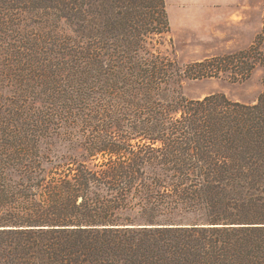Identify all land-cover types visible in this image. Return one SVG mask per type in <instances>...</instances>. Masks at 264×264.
I'll return each instance as SVG.
<instances>
[{
	"label": "trees",
	"instance_id": "trees-1",
	"mask_svg": "<svg viewBox=\"0 0 264 264\" xmlns=\"http://www.w3.org/2000/svg\"><path fill=\"white\" fill-rule=\"evenodd\" d=\"M169 30L166 0H0V264H264V91L179 89L264 67V16L185 66ZM62 130L82 155L49 157Z\"/></svg>",
	"mask_w": 264,
	"mask_h": 264
},
{
	"label": "rangeland",
	"instance_id": "rangeland-1",
	"mask_svg": "<svg viewBox=\"0 0 264 264\" xmlns=\"http://www.w3.org/2000/svg\"><path fill=\"white\" fill-rule=\"evenodd\" d=\"M170 30L155 38L152 48L174 58L179 64L201 61L247 49L262 30L264 0L260 4H226L223 0H166ZM31 26L36 25L30 21ZM59 30L70 33L65 22ZM264 67L258 66L251 77L236 81L228 76L183 79L179 89L188 99H202L223 93L245 104L257 103L264 91ZM76 134H74L75 136ZM82 138L62 130L49 146V157L80 156Z\"/></svg>",
	"mask_w": 264,
	"mask_h": 264
},
{
	"label": "crops",
	"instance_id": "crops-1",
	"mask_svg": "<svg viewBox=\"0 0 264 264\" xmlns=\"http://www.w3.org/2000/svg\"><path fill=\"white\" fill-rule=\"evenodd\" d=\"M223 3L226 4H236V5H245V4H260L261 0H223Z\"/></svg>",
	"mask_w": 264,
	"mask_h": 264
}]
</instances>
